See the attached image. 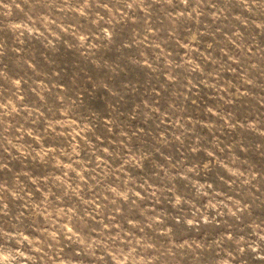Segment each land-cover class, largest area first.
Instances as JSON below:
<instances>
[{"label":"rangeland","instance_id":"374dc122","mask_svg":"<svg viewBox=\"0 0 264 264\" xmlns=\"http://www.w3.org/2000/svg\"><path fill=\"white\" fill-rule=\"evenodd\" d=\"M0 245L264 264V0H0Z\"/></svg>","mask_w":264,"mask_h":264},{"label":"clouds","instance_id":"9594fccd","mask_svg":"<svg viewBox=\"0 0 264 264\" xmlns=\"http://www.w3.org/2000/svg\"><path fill=\"white\" fill-rule=\"evenodd\" d=\"M0 264H25L23 253L12 246L0 245Z\"/></svg>","mask_w":264,"mask_h":264}]
</instances>
